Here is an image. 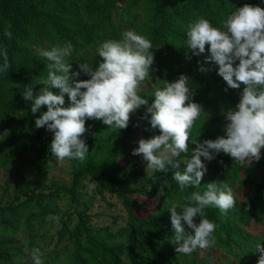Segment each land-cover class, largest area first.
<instances>
[{
    "label": "trees",
    "instance_id": "1",
    "mask_svg": "<svg viewBox=\"0 0 264 264\" xmlns=\"http://www.w3.org/2000/svg\"><path fill=\"white\" fill-rule=\"evenodd\" d=\"M244 4L264 8V0H0V52L7 51L10 64L0 73V171L5 174L0 187V264H33V248L41 250L44 264H208L212 251L229 256L221 264H257L256 245L264 244V157L241 166L223 152L215 154L212 161H204L207 172L201 185L181 191L171 166L166 173L153 170L147 175L128 159L133 139L138 144L141 138L160 134L151 128L150 114L144 119L147 106H141L130 115L126 129L86 120L88 131L82 138L89 152L84 161L65 158L70 170L65 183L49 176L55 158L50 151L53 133L35 127L47 107L33 114L31 102L22 96L25 85L31 84L34 93L43 87L49 61L40 56L42 50L71 42L74 51L67 60L72 70L85 62L95 68L102 61L96 54L98 44L122 39L131 29L151 40L154 54L151 78L145 80L151 90L138 94L150 105L163 80L186 75L193 100L203 110L191 139L202 143L226 136L224 113L239 102L243 85L229 88L217 74L218 66L204 62L207 52L192 55L185 43L186 28L198 16L221 27V21ZM9 24L11 38L4 34ZM202 66L208 71L201 72ZM79 78L90 77L81 73ZM65 101L67 106V95ZM194 147L189 142L188 153L174 159L190 158ZM185 167L181 163L179 170ZM219 181L233 189L235 206L227 214L211 206L205 209L206 218L216 224L215 245L190 255L176 253L169 205H183L192 192H203L206 184ZM133 194L156 206H142ZM106 196L125 210L123 224L116 229L98 224L94 218L100 214L91 213L96 198L108 204ZM50 214L59 222L46 219Z\"/></svg>",
    "mask_w": 264,
    "mask_h": 264
},
{
    "label": "clouds",
    "instance_id": "2",
    "mask_svg": "<svg viewBox=\"0 0 264 264\" xmlns=\"http://www.w3.org/2000/svg\"><path fill=\"white\" fill-rule=\"evenodd\" d=\"M10 28L9 24L4 33L9 38ZM185 43L192 55L208 53L204 62L218 66L217 74L229 88L241 89L243 85L239 102L224 113L226 136L202 143L191 139V130L203 110L193 100L186 75L172 82L163 80L150 105L148 99L138 94L141 84L151 78L153 46L150 39L129 29L122 33V39H106L98 44L96 54L102 61L95 68L85 62L78 64V70H72L73 64L67 60L74 51L71 42L40 52L49 61L43 87L34 93L31 84L25 85L22 96L31 102L33 114L40 112L42 106L47 107L35 119V127L53 133L52 156L58 160L84 161L89 152L82 138L88 131L86 120H100L116 130L126 129L130 115L147 106L144 119L150 114L151 128L159 129L160 134L139 139L132 155L142 156L147 169L166 173L171 166L175 169L173 179L181 191L201 185L207 172L204 161H212L220 152L241 166L258 162L264 148V8L244 4L228 14L221 27H214L208 19L198 16L187 25ZM0 55L3 57L0 73H4L10 67L7 51ZM199 70L208 71L203 66ZM81 73L90 78L80 79ZM189 142L195 145L191 157L183 161L174 159L188 153ZM181 163L186 165L183 171L179 170ZM163 192L161 186L160 195ZM186 201L183 205L175 202L169 205L174 233L171 242L176 253L190 255L216 243V224L206 218L205 209L211 206L227 214L235 206V199L229 184L219 181L206 184L203 192H192ZM196 217L199 223L195 222ZM46 219L59 222V217L51 214ZM255 252L259 253L257 264H264V244L258 243ZM42 256L39 248L32 249L33 264H44Z\"/></svg>",
    "mask_w": 264,
    "mask_h": 264
},
{
    "label": "rangeland",
    "instance_id": "3",
    "mask_svg": "<svg viewBox=\"0 0 264 264\" xmlns=\"http://www.w3.org/2000/svg\"><path fill=\"white\" fill-rule=\"evenodd\" d=\"M141 91L149 92L151 90V85L147 82H143L141 87ZM134 113V112H133ZM132 113V114H133ZM136 132L141 135V131L138 129H135ZM129 160L135 161L136 166L138 170H141L145 172L147 175H151L153 173V170L147 169V162L143 160L142 156H135L132 155L133 149L138 147V144L136 143L135 139H133L129 144ZM261 157H264V148L261 149ZM232 161L235 162V160L232 158ZM121 165L123 162H120ZM69 167L67 166L66 160H58L57 158H54L51 162V169L49 171V176L58 179L60 181H63L65 183H69ZM5 180V174L3 171H0V187L3 185V182ZM91 191L88 189L87 194H89ZM132 198L136 199L142 206L146 208H154L156 206V202L142 196H137L135 194L131 195ZM106 201L108 204H106L104 201H102L99 198H96L93 202L91 213H99L100 215L98 217L94 218V221L98 222L100 225H112L113 229H116L118 226L123 224V218L125 214V210L123 208V205L116 200L114 197L106 196ZM62 203V202H61ZM61 208V207H60ZM63 208V209H62ZM61 208V211H64V207ZM75 219H73L72 225H74ZM58 225L56 228L53 229V231H50V234H53L56 229H58ZM249 231H254L256 228L250 227L248 228ZM16 245L21 246V241L16 240ZM53 246V243H51L50 248ZM24 252H26L23 249ZM213 259H211V262L208 264H221V261H225V259L229 256L224 255L221 251H212L211 252Z\"/></svg>",
    "mask_w": 264,
    "mask_h": 264
}]
</instances>
